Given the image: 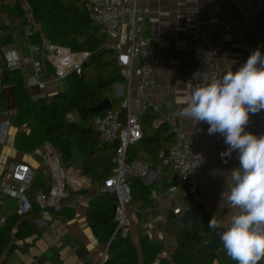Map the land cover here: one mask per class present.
<instances>
[{"label":"crops","instance_id":"0c3cea01","mask_svg":"<svg viewBox=\"0 0 264 264\" xmlns=\"http://www.w3.org/2000/svg\"><path fill=\"white\" fill-rule=\"evenodd\" d=\"M224 1L139 0L145 17L146 34L152 37L153 45L162 60L161 66L155 71L153 84L148 93L147 100L150 104H158L163 110L174 107L181 110L184 106L183 100L188 90L195 85L187 84L182 77L187 67L195 65L190 47L195 42V32L198 26L212 28V37L222 50L217 61L226 66L239 65L258 48L250 40L251 34L246 28L244 18L251 16L254 26V20L264 26V11L252 15L253 0H238L239 3L236 0H231L238 6L239 13L236 15L226 8ZM228 25L232 27L230 32L226 31ZM14 39L13 44L1 51L0 65L5 62V51L16 50L23 61L22 73L27 78L33 76L36 67L28 60L30 53L28 41L20 34L18 37L14 35ZM262 54L264 53L262 52ZM39 61L43 66L42 54L39 56ZM41 66L37 68H41ZM63 83L61 84L62 90L64 89ZM110 90L114 91V100L118 101L119 108L117 110L121 109L122 98L129 93L132 110L137 114L141 102L136 82H133L129 87L127 81L122 78L116 81ZM28 91L34 97L39 94L40 89L29 87ZM47 91L50 94L56 93V86L53 83H48ZM108 97L110 98V96ZM260 112L264 113V110ZM7 119H10V113L0 112V123ZM182 119L189 142L205 157L203 179L200 185L201 204L204 205L206 212L214 216L216 222L227 225L232 215L237 214V210L229 206L226 198L227 193L223 199L222 194L226 191L227 181H230L231 170L239 167L237 154L233 152L231 157L222 159L220 153L227 150L224 138L218 133L209 135V125L206 123L201 122L195 125L189 119L183 117ZM254 122L255 119L250 114L245 130L253 133ZM161 124L155 120L152 122L154 127ZM15 133L16 128L13 126L7 137L0 136V230L6 224L12 223L15 216L18 217L17 195L8 193L5 188L6 175L13 166L20 162L28 164L37 174L35 180L41 178L45 173L40 156L33 155L32 152H19L16 149ZM139 147L138 145L131 147L132 154L147 160L145 150L139 149ZM81 175L84 176L83 173ZM84 177L86 178L83 182V189L87 190L84 194L87 198L79 201L78 194H76L65 203L67 208L73 210L72 216L53 214L51 210L34 209L30 215L23 218L28 221L32 233L18 239L16 232L19 221L16 222L12 230V247L0 257V264H104L108 254L107 247L94 235L87 218L89 202L100 192L99 188L94 186L87 176ZM166 177L177 178L174 171L164 164L160 163L151 167L149 177L142 180L146 186L152 187L151 205L144 209L129 207L130 236L138 252V264H144V255L139 241V221L150 240L163 244V250L153 264H160L163 260L173 264L172 253L177 245L178 233L175 229L168 230L170 224L174 222L169 219V214L177 213L179 215L185 209L193 206L184 183L179 182L178 185H172L178 189L173 194L167 191L172 186L157 188L158 183ZM168 181L167 179L163 183ZM22 234L25 233L22 232ZM214 264L224 263L221 258H218Z\"/></svg>","mask_w":264,"mask_h":264},{"label":"trees","instance_id":"16d2710c","mask_svg":"<svg viewBox=\"0 0 264 264\" xmlns=\"http://www.w3.org/2000/svg\"><path fill=\"white\" fill-rule=\"evenodd\" d=\"M30 9L18 0L14 4H3L0 8V50L10 46L14 42L11 32L13 22L2 16L9 17L18 15L24 18L29 11L32 19L41 25V30L34 27V34L30 37V42L41 43L42 33L46 39L62 47H67L73 52H90L92 55L98 53L107 44V38L98 25L90 19L85 9L84 0H26ZM226 8L232 14H238V6L231 0H225ZM26 20V19H25ZM28 21V20H27ZM255 27L264 34V26L254 20ZM91 33L90 35H88ZM257 47L264 53V43L254 36H249ZM117 52L112 49L106 50L101 56L92 57L90 61H97L100 69H104L102 75L91 79H85L84 70L81 75L70 74L66 79V88L52 96L34 99L26 87L25 77L19 68H9L0 65L3 72L7 73L8 85L14 87L16 108L12 111L7 109V99L3 92H0V112L10 113V120L16 128L15 147L19 152L31 153L37 147L49 143L57 148L66 162L70 158L71 144L73 140H68L63 136V131L68 129L75 134L74 141L80 151L84 154V163L89 168V177L101 185L112 173L115 164L117 142L98 147V133L93 123V118L97 114L91 112L101 100L108 97V91L118 80L122 79L120 67L116 61ZM106 58V59H104ZM4 76V75H3ZM124 79V78H123ZM113 100L112 110L117 111ZM122 113L124 109H120ZM75 113L78 118L69 117L70 113ZM100 112L98 114H101ZM156 119L152 108H148L139 116L143 128V137L135 146L145 150L147 162L151 167L163 164L158 157L160 149L168 148L173 142V136L169 132L166 123L154 127L152 122ZM43 175L35 180L29 191V196L33 202V210L39 209L35 203V195L38 189L47 190L49 182ZM167 183H163L165 180ZM70 181L82 185L85 178L70 176ZM181 182L177 178L166 177L158 183L157 188L178 185ZM183 183V182H182ZM76 185V186H78ZM100 185V186H101ZM132 191V199L129 207L144 209L151 205V186H146L142 179L134 178L129 181ZM87 190L80 192H70L68 200L76 194H86ZM32 193V194H31ZM66 201L64 203H66ZM114 199L111 194L99 193V195L89 202L87 218L94 235L100 242L108 247L104 264H138L139 257L136 246L131 236L121 238L116 232L117 224L113 215ZM40 210V209H39ZM56 214H64L71 217L73 210L63 206L62 210ZM12 223L6 224L0 230V257L12 247V230L16 222L19 221L16 237L23 238L30 235L32 229L26 219L27 216L18 215ZM214 216L209 212H203L193 223L185 225L177 235V245L172 253L173 264H214V261L221 258L224 264H236L227 256L223 244V255L218 257L212 250L210 238L212 228L209 221ZM215 220V219H214ZM174 223V222H173ZM171 223L168 230L175 229V224ZM23 230V231H22ZM24 232L25 234H22ZM139 241L144 255V264H153L157 256L163 250V244L155 240H150L145 229L139 221ZM160 264H169L168 261H161ZM259 264H264L262 259Z\"/></svg>","mask_w":264,"mask_h":264},{"label":"built area","instance_id":"2783aa9c","mask_svg":"<svg viewBox=\"0 0 264 264\" xmlns=\"http://www.w3.org/2000/svg\"><path fill=\"white\" fill-rule=\"evenodd\" d=\"M20 2L30 9L26 0H20ZM253 2L252 15L264 11V0H253ZM84 3L89 19L102 28L107 38L106 46L117 52L116 61L122 77L127 81L129 87L133 82H136L140 96L141 106L137 114L132 110L131 98L128 93L122 98L123 113L120 109L117 111L107 109L93 118L98 133V147L117 142L116 152L113 156L115 166L112 173L99 187V192L116 194L114 216L117 224L116 232L125 239L131 234L129 203L132 199V191L128 178L146 180L151 172V163L134 156L131 152V147L136 145L144 135L139 116L148 108H152L156 114L155 121L167 124L169 132L173 136V142L168 148L160 149L158 157L164 165L174 171L177 179L185 184L192 205L201 203L200 185L203 179L205 157L189 142L179 108L163 110L160 105L150 104L147 100L155 71L161 66L162 60L153 45L152 37L146 34L145 17L139 0H84ZM30 17L31 23L26 27H18V30L29 43L28 60L36 67L33 76L28 78L24 76L26 87H38L39 94L32 96L34 99H38L53 95L47 91L48 83H53L56 86V93L62 91L61 84L65 82V79L70 74L81 75L85 62L89 61L92 54L90 52L76 53L67 47L52 44L48 40L40 44L30 42V37L35 31L34 27L39 29L32 19L31 12ZM231 29V25L226 26L227 32H230ZM212 34L211 27L198 26L196 28V39L190 47L195 65L187 67L182 77L187 84L199 83L202 74L209 81L219 79L227 71H235L246 62H241L235 67L219 63L217 58L222 50L214 41ZM40 54L43 55V66L39 61ZM4 55V64L7 67L22 68L23 61L16 50L5 51ZM39 66L41 68H37ZM3 79V68L0 67V92H3L5 87ZM253 117L255 119L253 134L264 135V113L259 112ZM12 127L10 119L1 122L0 136L7 137ZM32 154L42 158L44 175L49 182L47 190L39 189L37 191L35 203L40 211L51 210L53 214L59 213L65 205L64 202L70 196V192H80L84 188V184L78 185L70 181V176H75L71 175L74 170L65 166L62 154L52 144L45 143L34 149ZM77 172L82 174V170H77ZM36 176L35 170L22 162L15 164L6 175V191L17 195V213L21 217L28 216L33 211V202L29 191ZM78 177L86 178L82 175ZM177 190L176 186H172L167 191L173 194ZM77 196L79 201L87 198L81 193ZM148 234L151 237L150 232Z\"/></svg>","mask_w":264,"mask_h":264},{"label":"clouds","instance_id":"9594fccd","mask_svg":"<svg viewBox=\"0 0 264 264\" xmlns=\"http://www.w3.org/2000/svg\"><path fill=\"white\" fill-rule=\"evenodd\" d=\"M183 105V118L195 125L206 123L209 135L224 138L227 150L220 153L222 159L235 152L239 160L222 194L223 199L227 193L228 204L237 214L227 225L214 219L208 225L236 264H259L264 259V135L245 129L250 114L264 110V54L257 48L237 70L219 79L209 81L202 74Z\"/></svg>","mask_w":264,"mask_h":264},{"label":"water","instance_id":"95a60500","mask_svg":"<svg viewBox=\"0 0 264 264\" xmlns=\"http://www.w3.org/2000/svg\"><path fill=\"white\" fill-rule=\"evenodd\" d=\"M237 3H239L238 0H236ZM244 22L246 25V28L248 32L254 36L257 40L264 43V34L261 33L256 29V27L253 25L251 16H247L244 18ZM89 33L88 35H90ZM107 46H103L102 49L96 53L93 54L91 57L96 58L98 56H101L106 50H108ZM89 65V61L85 62L84 68H86ZM4 79L3 83L5 85L3 89V94L7 99V109L9 111H12L16 108V99H15V93H14V87L11 85H8V77L7 73L3 72ZM112 108V101L109 97H105L103 100H101L95 107L91 108V112L93 114H98L100 112H103L104 110L111 109ZM63 136L68 140H73L71 144V150H70V158L65 162V166L67 168H72L73 170H82V173L84 176H88L89 174V168L84 163L85 156L80 151L78 145L74 141L75 134L66 129L63 131ZM134 179L133 177H129L128 181ZM111 196L114 199L113 204V215L115 216V209H116V200L117 196L115 193H112ZM205 211L204 205L199 203L196 205H193L189 207L188 209H185L184 212H181V214L177 215V213H171L169 214V219L174 221L175 224V231L179 233L181 229L188 224L193 223L203 212ZM211 248L213 251L216 252L218 257H221L223 255V249L221 248L222 242L219 241V237L216 235L215 230H212L211 232V238H210ZM108 249V247H107ZM104 263V262H103Z\"/></svg>","mask_w":264,"mask_h":264},{"label":"rangeland","instance_id":"374dc122","mask_svg":"<svg viewBox=\"0 0 264 264\" xmlns=\"http://www.w3.org/2000/svg\"><path fill=\"white\" fill-rule=\"evenodd\" d=\"M17 1L18 0H0V8L2 7L3 4H9V3L14 4ZM25 8H27V7H25ZM13 15H11L9 17H6L4 15V16H2V18H5V19L7 18L8 21L13 22V25L11 27V32H13L14 35H16V37H18V35L20 34L19 33V30H18V27H20V28L26 27V26H28L29 23H31L30 12L28 11L24 15V17H25L26 20L24 18L19 17L18 15H16V16H13ZM35 23L38 25V28H39L38 31L41 30V25L39 23H37V22H35ZM12 28H14V31H12ZM46 41H47V39H46V37L42 33V42L41 43H45ZM0 53H1V50H0ZM104 59H106V58H104ZM103 71H104V69H100L97 61L93 62V61H90L89 60V65L84 70V77H85V79H87V80L90 81L91 79H94V78L98 77L99 75H102ZM63 86H64V90H65V88H66V82L63 83ZM107 93L110 96V99L112 100V103H113V100L115 98L114 91L113 90H110ZM114 103H115V106L114 107L115 108H119L118 101H117V104H116V101H114ZM69 117H73V118L76 117V118H78L75 115V113H73V112L70 113V116ZM71 175L79 176L81 174L79 172H77V171L74 170V171L71 172ZM87 177H88V179L91 180V182L93 183L94 186H96L97 188L100 187L101 184L99 182L93 181L92 178L89 177V175Z\"/></svg>","mask_w":264,"mask_h":264}]
</instances>
